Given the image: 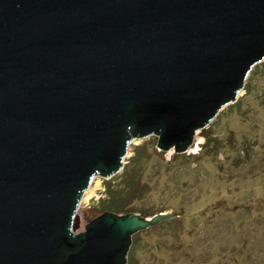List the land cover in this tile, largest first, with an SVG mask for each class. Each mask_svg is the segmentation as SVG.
<instances>
[{"label":"water","instance_id":"95a60500","mask_svg":"<svg viewBox=\"0 0 264 264\" xmlns=\"http://www.w3.org/2000/svg\"><path fill=\"white\" fill-rule=\"evenodd\" d=\"M264 59V0H0V264H126L150 220L71 232L132 136L182 151Z\"/></svg>","mask_w":264,"mask_h":264},{"label":"rangeland","instance_id":"374dc122","mask_svg":"<svg viewBox=\"0 0 264 264\" xmlns=\"http://www.w3.org/2000/svg\"><path fill=\"white\" fill-rule=\"evenodd\" d=\"M161 139L132 136L122 167L92 176L71 232H86L106 212L150 220L178 213L135 232L126 264L132 249L134 264H264V59L195 142L178 151L161 148ZM110 188L119 203L130 198L126 211L107 205Z\"/></svg>","mask_w":264,"mask_h":264},{"label":"trees","instance_id":"16d2710c","mask_svg":"<svg viewBox=\"0 0 264 264\" xmlns=\"http://www.w3.org/2000/svg\"><path fill=\"white\" fill-rule=\"evenodd\" d=\"M248 92L250 91V88H247ZM131 181V180H130ZM125 192V191H124ZM122 192V193H124ZM110 193H112V197L111 199H113L111 201V203H108L107 205L110 206L113 211H126V208L124 209V207L126 206V203H127V199H130V198H124L123 200L120 201V203L117 201V200H120L122 196L120 195H117L116 198H115V194L117 193H114L113 194V191H111V188H110ZM132 194V192H131ZM109 207V209L111 210V208ZM128 213V212H127ZM143 216V215H142ZM145 217H151L152 216V213L151 214H146L144 215ZM139 234V233H138ZM138 234L134 235L133 236V240L136 242L137 241V237ZM134 250L132 249V251L130 252L129 254V264H134V261H135V258H134V255L132 254Z\"/></svg>","mask_w":264,"mask_h":264}]
</instances>
